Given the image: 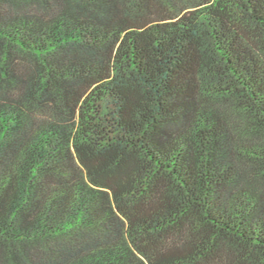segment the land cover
I'll list each match as a JSON object with an SVG mask.
<instances>
[{"label":"trees","instance_id":"16d2710c","mask_svg":"<svg viewBox=\"0 0 264 264\" xmlns=\"http://www.w3.org/2000/svg\"><path fill=\"white\" fill-rule=\"evenodd\" d=\"M0 264H264V0H0Z\"/></svg>","mask_w":264,"mask_h":264}]
</instances>
